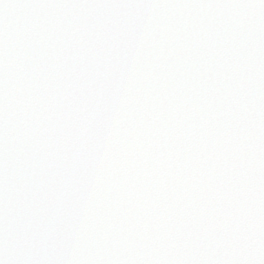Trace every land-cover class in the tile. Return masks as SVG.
<instances>
[{"label":"snow or ice","instance_id":"6c2138e0","mask_svg":"<svg viewBox=\"0 0 264 264\" xmlns=\"http://www.w3.org/2000/svg\"><path fill=\"white\" fill-rule=\"evenodd\" d=\"M0 264H264V0H0Z\"/></svg>","mask_w":264,"mask_h":264}]
</instances>
